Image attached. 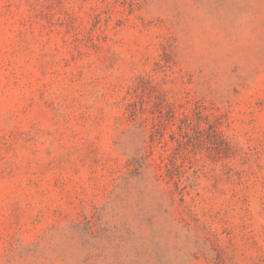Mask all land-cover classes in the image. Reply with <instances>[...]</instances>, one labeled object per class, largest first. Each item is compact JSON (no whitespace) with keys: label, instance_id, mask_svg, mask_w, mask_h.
Instances as JSON below:
<instances>
[{"label":"rangeland","instance_id":"rangeland-1","mask_svg":"<svg viewBox=\"0 0 264 264\" xmlns=\"http://www.w3.org/2000/svg\"><path fill=\"white\" fill-rule=\"evenodd\" d=\"M0 264H264V0H0Z\"/></svg>","mask_w":264,"mask_h":264}]
</instances>
